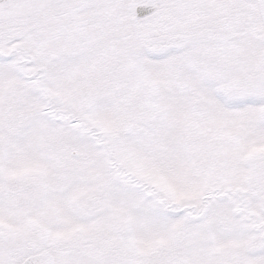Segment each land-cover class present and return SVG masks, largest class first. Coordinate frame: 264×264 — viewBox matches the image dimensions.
Masks as SVG:
<instances>
[{
	"label": "snow or ice",
	"instance_id": "obj_1",
	"mask_svg": "<svg viewBox=\"0 0 264 264\" xmlns=\"http://www.w3.org/2000/svg\"><path fill=\"white\" fill-rule=\"evenodd\" d=\"M0 264H264V0H0Z\"/></svg>",
	"mask_w": 264,
	"mask_h": 264
}]
</instances>
